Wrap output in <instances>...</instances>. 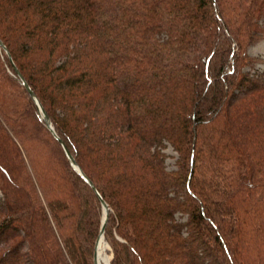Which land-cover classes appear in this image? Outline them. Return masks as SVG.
<instances>
[{
  "label": "trees",
  "instance_id": "1",
  "mask_svg": "<svg viewBox=\"0 0 264 264\" xmlns=\"http://www.w3.org/2000/svg\"><path fill=\"white\" fill-rule=\"evenodd\" d=\"M262 36L264 0H0V264H95L85 176L111 264H264Z\"/></svg>",
  "mask_w": 264,
  "mask_h": 264
},
{
  "label": "rangeland",
  "instance_id": "2",
  "mask_svg": "<svg viewBox=\"0 0 264 264\" xmlns=\"http://www.w3.org/2000/svg\"><path fill=\"white\" fill-rule=\"evenodd\" d=\"M218 31H219V28H218ZM220 43L221 44L218 46V50L220 53L218 56H215V57L223 58V57H226L227 55V49H226L227 41L223 38V36H222V40ZM247 50L249 54L248 57H255L254 63L256 67L264 69V36L259 38L256 42L249 44ZM217 60L218 58L215 59L214 61H217ZM221 61L222 60H218V64H220ZM7 64L8 62H7L5 53L0 51V68L2 69V74H4V77L6 78V83H7L6 88L8 92L15 93V95H17L19 99H21L22 106L27 107L23 105L29 102L27 100L26 93L24 89L19 85L16 77L12 74L13 69L10 68L12 72L7 70ZM22 98L24 100H22ZM166 152L168 154V156L166 157L167 168L169 170H177L179 167L178 166L179 154L177 153V151L173 150L172 147H168L166 149ZM70 177L73 178V176H70ZM72 183H75V182L72 180ZM74 185L75 184H73V187H75ZM1 197H2V193L0 191V198ZM177 217L180 220L185 221L187 219V214L177 213ZM113 255H114V247L112 245V242L107 236H104L103 241H102V249L99 248V256H100V260L102 264H111Z\"/></svg>",
  "mask_w": 264,
  "mask_h": 264
},
{
  "label": "water",
  "instance_id": "3",
  "mask_svg": "<svg viewBox=\"0 0 264 264\" xmlns=\"http://www.w3.org/2000/svg\"><path fill=\"white\" fill-rule=\"evenodd\" d=\"M0 45H2L5 48V45L3 44V42L0 39ZM17 73L19 74L20 78L22 79L25 87L27 88V90L29 91V93L31 94L32 97H34V99L37 100L36 95L34 93V91L31 89V87L28 85V83L25 81V79L23 78L22 74L20 73V71L16 68ZM39 104V102H38ZM40 109L42 110L43 113V118L46 121L47 125L50 126V119L47 115V113L43 110L42 106L39 104ZM58 140L61 142V144L63 145L66 154L68 155L72 165L79 171L78 165H77V161L75 160V158L73 157V155L71 154V152L69 151V149L65 146V144L63 143L62 139H60L57 136ZM80 172V171H79ZM81 173V172H80ZM86 181L92 186V188L95 190V192L101 197L102 202L104 203V206L106 208L107 214L105 217V221L103 224V227L100 231V235L96 241V246H95V253H94V263L95 264H100L99 263V248H100V243L101 240L104 238V232H105V226H106V221L108 219V213H109V206L106 204V202L104 201V199L102 198L101 194L99 193V191L97 190L95 184L92 182V180H90L88 177L85 176Z\"/></svg>",
  "mask_w": 264,
  "mask_h": 264
},
{
  "label": "bare ground",
  "instance_id": "4",
  "mask_svg": "<svg viewBox=\"0 0 264 264\" xmlns=\"http://www.w3.org/2000/svg\"><path fill=\"white\" fill-rule=\"evenodd\" d=\"M102 241H103V239L101 240V243H100V249H102ZM99 263L102 264V262L100 260V256H99Z\"/></svg>",
  "mask_w": 264,
  "mask_h": 264
}]
</instances>
